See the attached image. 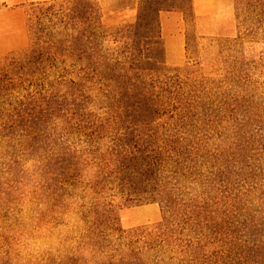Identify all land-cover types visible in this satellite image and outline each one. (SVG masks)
Masks as SVG:
<instances>
[{
    "label": "rangeland",
    "instance_id": "1",
    "mask_svg": "<svg viewBox=\"0 0 264 264\" xmlns=\"http://www.w3.org/2000/svg\"><path fill=\"white\" fill-rule=\"evenodd\" d=\"M15 1L0 0V80L12 85L0 95V258L10 263L5 229L11 228L9 212L19 200L14 193L26 179L25 160L43 161L42 175L50 177L45 191L56 202L65 185L77 182L79 157L63 146L52 151L47 128L53 118L62 119L69 134L88 140L92 122L117 116L120 125L137 128L134 109L149 108L155 112L148 117L155 121L152 129L179 132L178 140L196 153L197 175L182 184L185 192L205 194L224 236L264 264V39H251L235 1L191 0L192 20L163 11L156 24L149 17L131 36L125 27L136 24L146 0H91L103 29L98 52L83 62L60 52L53 69L23 62L33 51L27 20L37 2ZM131 53L141 54L145 65L128 62L124 80L113 67ZM135 84L148 88L149 96L142 97ZM36 99L41 102L32 110L18 104ZM89 106L103 110L104 118ZM99 198L122 230L161 222L158 204L123 206L110 191ZM63 264L86 261L70 255Z\"/></svg>",
    "mask_w": 264,
    "mask_h": 264
},
{
    "label": "trees",
    "instance_id": "2",
    "mask_svg": "<svg viewBox=\"0 0 264 264\" xmlns=\"http://www.w3.org/2000/svg\"><path fill=\"white\" fill-rule=\"evenodd\" d=\"M234 1L236 12L244 17L243 22L247 24L251 39L259 36L264 39V0ZM31 7L34 16L27 21L33 51L22 57L25 64L32 67L47 65L53 69L60 52H66L79 62L85 58L90 60L93 53L98 52L103 29L98 9L91 0H52L31 3ZM163 11L178 12L185 21L193 19L191 0H146L142 2L136 24L125 28L133 36L145 28L149 17L156 24ZM156 39V45L163 52L159 31ZM128 62L138 67L145 65L141 54L135 56L131 53L129 58L124 59L123 65L113 67V72L122 73L124 80L128 79ZM11 87V84L0 80V95ZM116 87L119 88V85ZM133 87L139 90L142 97L149 96L148 88L138 84ZM40 100L18 104L32 110ZM151 111L149 108L134 109L135 118L139 117L140 123L132 125L137 128L120 125L117 116H110L96 124L92 122L88 142L93 144L109 133L113 139L111 151L106 157H101L105 161L103 175L93 185L97 196L110 191L116 193L123 206L158 204L161 222L152 227L125 231L118 226L113 212L99 202L88 212V216L92 217L89 242L99 249L114 247V254H120L115 264L259 262L238 251L233 241L224 236L217 218L213 216L209 199L203 198L205 194L185 192L182 184L187 178L197 175L196 153L178 140L179 132L163 128L160 131L159 126L152 129L155 121H149L148 117L155 112ZM108 232L116 235H106ZM0 264L10 263L0 258ZM106 264H114L112 256Z\"/></svg>",
    "mask_w": 264,
    "mask_h": 264
},
{
    "label": "clouds",
    "instance_id": "3",
    "mask_svg": "<svg viewBox=\"0 0 264 264\" xmlns=\"http://www.w3.org/2000/svg\"><path fill=\"white\" fill-rule=\"evenodd\" d=\"M101 120L105 112L95 106H89ZM52 143V151L67 147L79 157V176L75 186L65 185L64 194L56 202L45 191L50 177L42 175L43 161L31 158L24 161L26 179L18 186L14 195L19 197L11 206L8 221L10 236L7 259L10 264H63L67 256L79 255L86 264H106L112 256L114 264L120 254H114V247L99 249L88 240V231L92 217L85 214L100 198L93 185L103 175L106 157L113 147L111 134H106L89 144L84 135L69 134L65 122L53 118L47 128ZM4 251L0 250V256Z\"/></svg>",
    "mask_w": 264,
    "mask_h": 264
},
{
    "label": "crops",
    "instance_id": "4",
    "mask_svg": "<svg viewBox=\"0 0 264 264\" xmlns=\"http://www.w3.org/2000/svg\"><path fill=\"white\" fill-rule=\"evenodd\" d=\"M39 1H45V0H16L15 2H18V4H23L26 2H39Z\"/></svg>",
    "mask_w": 264,
    "mask_h": 264
}]
</instances>
